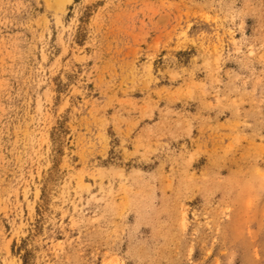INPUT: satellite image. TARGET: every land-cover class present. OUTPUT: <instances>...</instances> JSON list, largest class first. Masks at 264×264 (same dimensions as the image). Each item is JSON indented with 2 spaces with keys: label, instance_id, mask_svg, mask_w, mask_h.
<instances>
[{
  "label": "rangeland",
  "instance_id": "obj_1",
  "mask_svg": "<svg viewBox=\"0 0 264 264\" xmlns=\"http://www.w3.org/2000/svg\"><path fill=\"white\" fill-rule=\"evenodd\" d=\"M0 264H264V0H0Z\"/></svg>",
  "mask_w": 264,
  "mask_h": 264
}]
</instances>
